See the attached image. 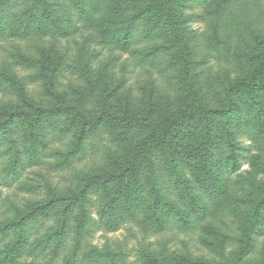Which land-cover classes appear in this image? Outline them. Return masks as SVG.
Listing matches in <instances>:
<instances>
[{"label":"rangeland","instance_id":"obj_1","mask_svg":"<svg viewBox=\"0 0 264 264\" xmlns=\"http://www.w3.org/2000/svg\"><path fill=\"white\" fill-rule=\"evenodd\" d=\"M138 1L111 0L109 8L105 5V9L112 11L111 19L115 18L113 29L126 27L122 18L134 11ZM144 1L150 4L152 14L159 7L160 0ZM78 5L74 9L69 7L68 12L82 26L78 32L64 36L49 30L48 35L36 33L28 38L14 36L0 40V122L16 112L18 118L7 121L10 131L19 119L32 118L39 107H64L61 112L73 124L65 132L54 130L47 147L38 145L31 161H25L27 167L16 168L19 173L15 181L0 183V225L40 206L42 213H36L38 224L33 226L41 236L53 222V211L47 204L51 200L56 205L68 202L65 198L76 180L85 184L84 180L92 179L98 187L94 194L99 198L84 213L80 212L85 234L74 243L76 230L70 228L66 240L69 250L78 247V264H180L189 255L210 262L234 260L245 228L247 208L250 210L260 198L264 200V131L257 127L254 139V129L237 130V139L243 146H250L252 154L237 172L245 180L234 182L236 175L224 171V150L217 141L221 116L208 111L225 105L219 92L226 90L233 98L230 106L238 111L237 121L243 122L250 112H256L252 108L264 110V0H227L220 10L200 1L190 2L185 13L204 14L209 22H216L218 27L220 24L219 42L211 41L207 48L210 56L206 58L203 51L200 58L196 42L188 43L187 34L178 25L171 35L151 36L153 39L148 44L165 43L166 49L158 58L143 63L134 60L137 53L118 52L110 41L107 42L112 47L100 46L90 22L91 15L95 19V4L81 0ZM85 7L89 9L87 15L83 14ZM194 19L187 24L196 35L201 34L207 24ZM145 39L137 41L135 47L146 48L147 44H142ZM116 54L126 64L108 69V59ZM48 117L56 127L60 126L52 116ZM171 123L180 127L175 139L185 149L182 146L175 149L171 142L166 146L162 140H168L167 134L164 138L159 136L158 141V137L152 138L160 134L165 124L168 128ZM120 125L138 129L126 143L133 162L144 160L147 148L153 144L149 147L156 149L150 155L152 160L170 163L171 168L165 166L169 171L163 176L171 178L170 186L179 179L176 187L171 188L175 203L186 205L187 200L182 201L186 184L193 192L196 188V194L201 197L198 203L207 210L201 212L192 226L181 228L168 218L161 221V228L155 225V218L150 217L155 191L153 185L145 183L147 177L141 168L130 165L125 171L127 183L115 186L119 175L109 168V162L119 142L113 133ZM79 126L83 127V153L72 158V174L67 177L64 171L52 173L61 168H50L49 162L57 159L58 151L63 154L68 151ZM2 135L0 132V142ZM10 135L15 138V148L20 149L24 145L23 139L22 143L18 142L20 132ZM3 150L0 146V173L8 172L13 166L11 153ZM247 153L248 150L246 156ZM172 168L174 171H170ZM161 172H156L160 180L164 179ZM227 180L231 181L226 192L229 199L214 208L213 203ZM163 187L170 190L166 181ZM247 188L252 199L245 195ZM116 192L125 202L124 211L119 210ZM112 193L117 202L114 214L105 205ZM262 212V233L254 236L255 244L245 262L234 264H264V209ZM116 214L117 217H111ZM209 221L217 223L224 234L214 239L215 247L206 249L197 240V228ZM26 262L42 264L29 257ZM50 264L56 263L52 260Z\"/></svg>","mask_w":264,"mask_h":264},{"label":"trees","instance_id":"obj_2","mask_svg":"<svg viewBox=\"0 0 264 264\" xmlns=\"http://www.w3.org/2000/svg\"><path fill=\"white\" fill-rule=\"evenodd\" d=\"M79 1L81 0H0V40L6 37H23L28 38L36 33L46 34L51 30L52 32L63 33L64 36L68 35L70 32H78L82 26H78L74 16L69 15V7L74 9L79 7ZM85 4L93 3L95 7L93 12L95 13V19L91 15L90 22L92 23V29L94 34L98 38L99 45L102 47H112L107 41L115 44L116 50L118 52L126 54H136L134 59L136 62L143 63L153 61L163 54L166 49L165 43L148 44L152 41L153 37L158 34H168L174 33V30L180 25L182 30L188 36V43L191 45L193 41L196 42L198 47L200 58H202V52L206 51L205 57L208 58L210 55L207 54V48L211 44V41L220 40V35H222L220 30V24H215L209 22L204 14H193L185 13V10L189 8L190 2L200 1L205 3V5H211L212 8L219 9L224 6L227 0H160L158 8L152 14L150 11V4L146 3L144 0L138 1L133 7L132 13L128 17H123L122 21L126 23L125 28H114L112 18V11H109V6L111 5V0H83ZM43 7H42V6ZM105 5L108 8L105 9ZM154 5V3L152 4ZM193 6V5H192ZM104 8V10H103ZM103 10V11H102ZM220 10V9H219ZM89 9L84 8L83 14H89ZM149 12V13H148ZM202 20L204 22L205 31L201 34L196 32L189 27L187 24L191 19ZM208 19V21H207ZM104 25V26H101ZM183 25V26H181ZM212 26L214 28L212 29ZM146 38L142 44H147L146 48L138 49L135 46L138 44L137 41ZM156 41H161V38H156ZM210 43V44H209ZM136 48V49H135ZM114 49V48H113ZM107 62L108 69L110 67H116L118 65L124 66L126 61L123 57L118 56V54L112 56ZM123 87V86H122ZM220 96H223V101L225 100V105L214 110L208 111L217 112L220 114V124L221 127L220 136H217V141L224 150L223 167L224 171L230 174L236 175L234 182H239L240 180H245V176L242 173L237 172L242 166V162L247 158L249 159L252 151L249 150L250 146H243L236 137L237 130L243 131L245 128L254 129L252 132V137L257 138L255 131L257 127H260L264 131V110L258 111V109L252 108L253 111L243 120L239 122L236 120L238 114L237 109L234 106H230L233 101L231 94L228 90L226 92H219ZM65 110L64 107L56 108H44L39 107L34 110L32 118H21L19 123L10 128L8 131L7 121H14L18 118L16 112L9 113L5 119L0 122V132H2V140L0 146L4 148V152L11 153V160L13 166L9 168L8 172L0 173V183L6 182L8 184L15 181L19 170L27 167L25 161H31V157L35 156L34 153L37 151V146L42 145L47 147L50 142L51 137L54 136V130L59 129L60 132H65L69 128H72L73 124L70 123L69 116H64L61 112ZM251 114V115H250ZM52 116L59 124L58 127L55 126V122L49 119ZM164 115V114H163ZM162 115V116H163ZM161 116V117H162ZM164 121V120H163ZM258 123L255 127V123ZM81 123V122H79ZM100 128V127H99ZM64 129V130H62ZM62 130V131H61ZM100 130L97 131H101ZM138 130V129H134ZM129 129L125 125H120L113 133L117 137L119 142L114 146V156L109 162V168L117 175L119 179L115 180V186L125 185L128 174L125 171L130 165L134 168H141V172L147 177V185H153V190L155 191V197L150 203L152 207V215L150 217L155 218V225L161 228V221H166V218L170 220H175V224L181 228H188L196 223V219L202 214L201 212L207 210V207H203L198 203L201 197L195 192L191 191L188 184L184 187V192L182 193V201L186 204L184 207L179 206L174 201L173 189L176 187L179 179L172 182V186L168 183L171 178H167L166 175L169 170L166 171V167L170 163L168 162H157L152 160L150 155L155 153L156 149H151L149 147L153 146L151 144L145 154L144 160L141 162H133V158L126 147L128 139L136 134V131ZM21 134L20 140L18 142L24 145L20 149L15 148V138L10 134ZM180 132V127L178 124L171 123L167 128V124L163 126L160 134L152 138H157L160 140L166 138L168 140H162L164 144L170 145V142L176 146L175 149H179L182 146L176 136ZM6 133H9L5 136ZM82 135L83 127H80L74 133V138L69 143L72 145L69 147L66 153H55L56 160L54 162H49L50 168L55 166H60V170H56L58 173L64 171L65 175L68 177L73 172L72 158L78 153H83L82 147ZM161 136V138L159 137ZM27 138H30L27 140ZM254 142L251 143V147L254 148ZM116 148V151H115ZM61 149V148H59ZM181 149H185L184 146ZM248 150L247 156L245 152ZM133 162V163H132ZM19 168V170H16ZM162 171L161 177L156 176V172ZM174 171V168L172 170ZM114 174V175H115ZM158 174V173H157ZM2 179V180H1ZM160 180V183H159ZM81 181V180H79ZM85 184H78L77 180L72 186L71 193L67 194L66 200L68 202L56 205L51 202L48 208L53 211L52 223L48 225V228L43 230L41 236L36 233L33 224H38V220L35 218L36 213H42V208L40 206L34 207V209L26 212L25 215L18 217L14 220L6 221L0 225V264H27L26 259L29 257L31 259H37L42 264H50L52 260L56 264H78V247L73 246L72 251L69 250L66 240L70 234V228L73 231L76 230L74 243H78L83 234H85V228L83 227V219L80 216V212L84 213V209L90 204H94L99 198L97 194L98 187L92 179L84 180ZM167 184V188L170 190H165L163 185ZM231 185V181L227 180L224 184L223 189L218 193V198L214 201L213 207L218 208L224 205L229 196L227 190ZM194 187V186H193ZM90 190L88 191V189ZM92 188V189H91ZM110 193V192H109ZM72 195L71 198H68ZM245 195L250 199L252 196L250 194L249 188L245 190ZM244 196V192L242 194ZM117 202H115L114 193L108 197L105 201L107 209H110L111 213H115L117 210L116 204L119 206V210L124 211L125 208L122 206L125 202L121 201V198L117 195ZM125 199V198H124ZM252 201V200H251ZM84 203V204H83ZM264 200L258 199L254 206L247 208V220L245 222V228L243 233L240 235V244L237 247V253L234 260L225 259L223 262L213 260L210 262L205 258H192L190 255L182 259L180 264H234V263H244L245 257L248 256L249 252L252 250L256 238L254 236L258 233H262L260 224L261 218H263ZM119 212V213H120ZM111 216V217H117ZM250 219V220H249ZM44 228V227H43ZM198 229L197 240L203 248H212L217 245L214 239H219L222 237L224 232L214 221H209L200 226ZM88 233V231H87ZM217 239V240H218ZM40 248L39 250H36ZM231 260V261H230ZM64 262V263H62Z\"/></svg>","mask_w":264,"mask_h":264}]
</instances>
